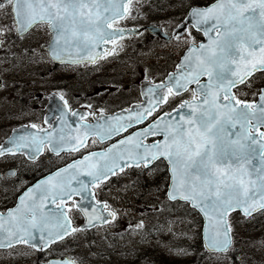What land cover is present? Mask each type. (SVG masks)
Instances as JSON below:
<instances>
[{
  "label": "snow or ice",
  "instance_id": "snow-or-ice-1",
  "mask_svg": "<svg viewBox=\"0 0 264 264\" xmlns=\"http://www.w3.org/2000/svg\"><path fill=\"white\" fill-rule=\"evenodd\" d=\"M132 3L0 0V11L7 8L6 15L12 19L11 26H0V47L9 33L22 38V34L44 26L51 35L46 51L52 60L79 63L87 59L94 63L115 51L104 48L101 53L97 49L124 38L125 30L114 25L131 15ZM192 30L202 33L206 42L197 43ZM173 35L178 42L184 37L188 51L177 71L168 76L167 84L148 89L153 98L148 107L129 109V115L116 117L115 123L105 119L103 124H85L82 133L76 129L78 134L58 137L54 132L22 135L13 138L8 147L0 145V157L21 154L32 161L45 148L56 155L79 151L87 146L89 137L103 140L118 135L133 124L143 123L162 104L169 103L170 97H181L175 108L145 128L106 151L90 153L57 170L28 188L15 207L0 211V250L25 245L44 251L74 233L113 223L119 213L107 202L96 201L99 207L89 208L75 198L84 201L94 197L92 189L126 168L151 173L157 161L165 163L168 172L166 200L183 201L204 217L205 248L211 255L227 257L233 251L232 213L246 218L264 214V88L251 100L238 95L240 85L251 86L249 81L256 73L264 74V0H211L205 5H189ZM148 137L159 139L145 143ZM73 209L85 217L84 226H73ZM135 227L142 228L143 222ZM258 244L264 248V240ZM233 259L236 264L238 258ZM52 264L78 262L65 259Z\"/></svg>",
  "mask_w": 264,
  "mask_h": 264
},
{
  "label": "rangeland",
  "instance_id": "rangeland-1",
  "mask_svg": "<svg viewBox=\"0 0 264 264\" xmlns=\"http://www.w3.org/2000/svg\"><path fill=\"white\" fill-rule=\"evenodd\" d=\"M189 1L133 4L130 20L137 19L139 24L149 20L172 24L174 31ZM210 1L195 0L201 4ZM7 11V8L0 11V26H11L12 19L6 15ZM5 38L0 47V82L4 85L0 88L1 127L11 126L15 122L41 121L47 104L46 97L51 91L70 95L76 101L80 98L82 101L98 102V108L102 110L103 107L114 109L121 104H129L139 98V81L174 69L188 45L184 37L179 42L174 40L175 43L154 38L150 42L149 38H145L141 41L147 43L148 47L138 49L135 46L139 39L130 38L118 43L115 51L94 67L86 64L56 67L44 50L49 39L44 27L33 30L24 38H17L14 33H9ZM117 59L119 61L113 62ZM11 64L12 68L9 67ZM112 83L117 85L111 86ZM255 83L257 85L251 84V89L264 85V76ZM106 86L117 88V94L108 93ZM45 161L33 171L40 173L45 167L49 168L51 162ZM54 161L59 163L62 160ZM20 163L24 162L8 159L2 163L0 170L6 172ZM155 169L151 173L144 170L143 173L126 172L101 189L103 196L111 200L119 213L120 221H116V225H111L106 231L97 229L88 235L79 232L71 241L59 245L55 250L74 257L80 264H234V257L238 258L236 264L239 261L242 264H264V248L258 244L264 240V214L253 218L233 214L230 218L235 240L233 251L227 257L211 255L201 246L202 223L197 220L199 217L194 212L184 214L188 209L186 204H170L166 200V173L161 167ZM134 179L138 180V185L145 183L146 188L136 187ZM23 184V181H19L11 195L7 191L0 192V198L4 200L1 207L12 204ZM149 215L153 218V225L161 226L160 231L152 227L151 231L146 230L151 233L148 236L132 231V225L136 228L135 225L141 221L149 220ZM75 216L77 223H80L81 215L75 212ZM137 230L143 231V228ZM118 231L122 232L121 235ZM55 250L48 251L46 256ZM40 259V255L27 246L0 250V264H36Z\"/></svg>",
  "mask_w": 264,
  "mask_h": 264
},
{
  "label": "flooded vegetation",
  "instance_id": "flooded-vegetation-1",
  "mask_svg": "<svg viewBox=\"0 0 264 264\" xmlns=\"http://www.w3.org/2000/svg\"><path fill=\"white\" fill-rule=\"evenodd\" d=\"M162 1H166V2H169L171 0H134L133 2H162ZM190 1H193V0H190ZM136 21H138L137 19H135ZM130 23H119V25L123 26V25H129ZM148 24H155V25H159L163 31L165 33H167L168 35L171 34L173 31V27H172V24H167V23H161V22H156L154 20H149V21H145V22H141L139 26H142V27H147ZM191 30V28H189ZM144 32V31H143ZM142 32V33H143ZM146 32V31H145ZM192 35H195L196 37H199V34L197 32H195L194 30H192ZM153 37V36H152ZM4 40H5V37H4ZM171 43H174V39H170ZM244 90V88H243ZM87 120L89 121L90 120V117L87 118ZM38 122L37 120L35 121H26V122H22V123H12L11 126H8V127H5V126H0V145L8 138V136L11 134V131H12V128L18 126V125H21L23 123H36ZM12 158H16V157H12V156H4V157H1L0 158V169H1V165L4 161L8 160V159H12ZM45 158L47 160H51L53 159V157H41L40 159L36 160V161H26L23 157H20V159H24V164L23 163H20L16 166H14L13 168L16 170V175L14 177H10L8 176V171L6 172H1L0 170V192L2 191H7V193H9V195H11L12 193V190L16 188L17 186V183L20 181V179H23L24 180V186H27L29 183H31L33 180H35L37 178V176L39 174H31L29 175V169H35L37 168L43 161H45ZM46 160V161H47ZM45 161V162H46ZM40 167V166H39ZM38 167V168H39ZM40 172H43V171H40ZM1 203H4V200L3 198L1 197L0 198V211H3L2 209L6 210L8 206L6 205L5 207H1ZM73 213H74V210L72 212V216H73ZM66 241H69L66 240Z\"/></svg>",
  "mask_w": 264,
  "mask_h": 264
},
{
  "label": "water",
  "instance_id": "water-1",
  "mask_svg": "<svg viewBox=\"0 0 264 264\" xmlns=\"http://www.w3.org/2000/svg\"><path fill=\"white\" fill-rule=\"evenodd\" d=\"M153 30H156V29H153ZM128 33H137L136 30H131V29H127L125 30V34H128ZM207 39V38H206ZM105 45H102L100 49H97L98 52H103V49H104ZM106 48L110 49L109 46H106ZM87 61V59H83L81 60V62H85ZM56 62H59V61H56ZM61 63V62H59ZM172 74V73H171ZM168 83V77L165 79L164 82H160V83H151L149 82L148 80H143L141 81V84H140V87H141V94L143 96V102L140 103V104H137V105H133L132 106V110L133 111H138V110H142L143 108L145 107H148V104H149V101L152 100L153 98L148 94V89L149 88H155L157 85H161V84H167ZM50 102L49 104L47 105V109H48V113L46 114V118H50L52 116H59L60 119L59 121L56 123V125L49 129V130H44L43 134L40 135V136H44L45 135V132H54L56 133V136L58 137L60 134H78L76 133L74 130H76L75 128H71L67 125H65L66 122H70L71 119L70 117L67 115V113L63 110L62 108V105H61V101L58 99V97L56 96V94H51L50 96ZM140 106L139 108H137V106ZM72 122V125H75V122L71 121ZM23 132V133H22ZM22 133L23 136H28V135H33L34 132L32 131H28L24 128H20V129H16L14 132H13V135L10 139V141L13 139V138H16L18 136H20L19 134ZM103 140H106V139H103ZM10 141L9 143L5 146V147H8L10 146ZM116 144V143H115ZM112 146V145H111ZM110 146V147H111ZM109 147V148H110ZM28 150L25 149V152H27ZM103 152V151H102ZM72 164V163H71ZM67 167V166H66ZM65 168V167H64ZM82 179H86L85 177H81ZM87 195V194H86ZM90 197H88V199L84 200V201H81L80 203L83 204L84 206L86 207H89L91 208V202H93V199L92 201H90L89 199ZM85 225V224H84ZM83 225V226H84ZM204 228H205V225H204ZM204 244H205V238H204ZM53 261H61V260H57V259H52L50 260L49 264H52Z\"/></svg>",
  "mask_w": 264,
  "mask_h": 264
},
{
  "label": "trees",
  "instance_id": "trees-1",
  "mask_svg": "<svg viewBox=\"0 0 264 264\" xmlns=\"http://www.w3.org/2000/svg\"><path fill=\"white\" fill-rule=\"evenodd\" d=\"M190 210H191V209L189 208V209H188V212H190Z\"/></svg>",
  "mask_w": 264,
  "mask_h": 264
},
{
  "label": "bare ground",
  "instance_id": "bare-ground-1",
  "mask_svg": "<svg viewBox=\"0 0 264 264\" xmlns=\"http://www.w3.org/2000/svg\"><path fill=\"white\" fill-rule=\"evenodd\" d=\"M115 238V237H114ZM149 260V259H148ZM153 262V261H152ZM156 264V263H155Z\"/></svg>",
  "mask_w": 264,
  "mask_h": 264
}]
</instances>
